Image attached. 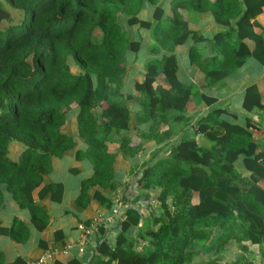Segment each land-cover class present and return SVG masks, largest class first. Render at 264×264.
I'll return each instance as SVG.
<instances>
[{
    "label": "trees",
    "instance_id": "16d2710c",
    "mask_svg": "<svg viewBox=\"0 0 264 264\" xmlns=\"http://www.w3.org/2000/svg\"><path fill=\"white\" fill-rule=\"evenodd\" d=\"M4 1L25 17L5 34L0 30V207L9 193L44 230L49 215L33 192L52 170L53 158L81 142L76 157L90 159L94 174L82 181L78 203L90 202L94 185L92 197L110 210L103 189L116 190L120 183L107 145L116 135L141 193L112 228L98 233L86 264H258L264 258V139L223 108L192 122L189 104L198 95L208 106L216 99L179 81L174 54L152 55L135 92L124 91L126 53L135 44L129 33L153 23L140 17L147 0H0V23L12 17ZM150 1L156 7L150 51H173L188 39L192 29L183 11L211 12L230 29L213 40L219 54L206 72L210 81L230 75L249 56L264 63L254 11L264 0H173L169 18L158 1ZM246 39L255 42L253 51ZM191 59L201 63L194 50ZM162 74L166 85L158 82ZM259 107L264 110V101ZM135 109L137 124L148 125L138 143L128 134ZM72 116L78 123L74 135L63 131ZM12 143L24 146L16 160L9 155ZM151 146L156 148L145 158ZM48 193L61 201L64 185H44L40 199ZM29 234L17 216L10 226L0 222V235L24 242ZM233 244L240 254L222 263L219 257Z\"/></svg>",
    "mask_w": 264,
    "mask_h": 264
},
{
    "label": "crops",
    "instance_id": "0c3cea01",
    "mask_svg": "<svg viewBox=\"0 0 264 264\" xmlns=\"http://www.w3.org/2000/svg\"><path fill=\"white\" fill-rule=\"evenodd\" d=\"M156 1H158L159 6L164 10L165 18L171 17V4L173 0ZM155 8L151 4V1L147 0L140 17L147 22L152 21L153 23L149 22L151 25L147 27L143 25L142 27L139 26L138 30L136 29L138 32L131 34L130 41L135 43L134 46H137V49L131 48L126 53L127 75L123 86L124 91L135 92L136 82L142 80L143 74L146 72L145 64L152 55L163 57L165 54H174L178 60L176 75L179 81L187 85L191 84L198 91V94L216 99L214 106H208L205 101H201L198 95L196 100L189 104L188 111L192 122L198 121L210 112L211 108H223L226 110L227 115H236L238 122L244 123L247 126L250 125L256 137L264 139V110L259 107L264 101V63L259 62L254 56H249L245 63L230 75L216 82L210 81L206 76V72L212 68L213 60L219 54L215 49L213 40L217 34L230 29L229 26L219 23L211 12L183 11L184 19L192 29L188 39L183 44L176 45L173 51H166L164 49L156 52L150 51V48L155 43ZM254 11L255 21L259 23L256 25V30L263 32L262 35L264 37V6H256ZM148 15L149 17H147ZM231 21L234 22V19ZM246 42L250 50L253 51L256 47L255 42L252 39H246ZM192 50L197 52V57L201 63L192 62ZM158 82L164 85L167 84L164 74L159 77ZM251 88L254 89L250 94L249 90L251 91ZM133 103L135 102L133 101ZM129 105L132 106V102ZM247 105H253V107L249 109ZM137 114L138 110L135 109L132 114L130 130L128 131V134L132 136L133 143L140 142V132L148 130V125L137 124ZM77 128V119L75 116H72L66 122L63 131L74 135ZM110 136L113 137V135ZM115 137L117 136L115 135ZM114 138H110L107 145L109 152L114 155L113 165L120 183L116 190L112 188L103 189L104 195L112 200L110 210L104 207L99 199L92 197L95 190H97V187H94V185L90 189L92 195L90 202L85 206L78 203L82 181L92 177L94 174V167L90 159L87 157L78 159L76 157V150L83 145L79 142L76 148L66 152L64 156L53 158L52 170L44 175L42 185L33 192L36 202L44 207L49 215L48 225L44 230L36 228L30 211L20 208L10 195L6 203L4 202L1 206L4 208L5 205L7 206L10 203L20 210L19 213H14L10 217L0 218L2 224L10 226L13 219L17 216L24 223H27L25 224L30 230V234L24 242H17L9 236L0 235V249L3 251L5 257L4 264H27L29 260H37L42 256H47L48 260L46 264H66L74 258L86 264L92 256V252L96 250L97 235L84 244V251L79 250L82 243H84L83 230L80 225L87 224L86 222L88 221L91 223L98 217L113 215V210L116 207L119 209V213L115 217H120L127 206L134 205L138 201V196L141 193V189L135 187V181L138 176L134 170L135 166H132L130 158L122 152L119 146L120 141ZM15 145H18L19 150L15 151L14 157L18 158L23 147L17 143L11 144L9 155L12 153V146ZM155 148L156 146L149 147L146 150L145 158H149ZM11 158L13 159V157ZM63 160L70 166L65 167L62 162ZM62 171L66 175L58 179L59 173ZM53 183H62L64 185L61 201H54L51 193L40 199L39 191L41 188L46 184ZM116 218L115 222L117 221ZM112 224H108L106 227L112 228ZM110 239L111 243L114 244L116 241V231H112V229L110 230ZM66 250L67 252H65ZM263 260V257H258V264H264Z\"/></svg>",
    "mask_w": 264,
    "mask_h": 264
},
{
    "label": "rangeland",
    "instance_id": "374dc122",
    "mask_svg": "<svg viewBox=\"0 0 264 264\" xmlns=\"http://www.w3.org/2000/svg\"><path fill=\"white\" fill-rule=\"evenodd\" d=\"M4 2H5V7L11 12L12 17H11V19L4 20L3 22L0 23V30L2 31V34H5V30L7 29V27H9L11 25L21 24L23 19H24V17H25V14H24V12L22 10L13 8L6 1H4ZM147 17H149V15ZM122 25H123V28L125 30L128 29V27H127L128 25H127V23L125 21H122ZM128 32H129V29H128ZM97 33H100V32H97ZM129 38L131 39V34L130 33H129ZM134 48H136V46H134ZM73 70L77 71L74 67H73ZM198 99H199V97H198ZM198 117H200V115H198ZM69 127H70V125H69ZM136 142H138V141H136ZM17 144L21 145L20 143H17ZM21 146H23V145H21ZM18 150H19L18 145L12 146V148H11L12 153H11L10 157H13L14 160L17 159L14 156H15V153H16L15 151H18ZM62 162H63L65 167L70 166L66 161L63 160ZM85 173H87V171H85ZM65 175H66L65 172H63V171L60 172L59 176H58V179L63 178ZM72 177L74 178L73 175H72ZM8 196H9V193H6V196L4 198V202L5 203H6V200H7ZM19 211L20 210L17 209L14 205L8 203V205L7 206L5 205L4 208H2V207L0 208V218L3 219V218H7L8 216L10 217L14 213H19ZM240 252L241 251L239 249H237L236 245L233 244V245H231L229 247L228 251L224 254V256L222 255L221 257H219V260L222 259V263L231 262L233 259H235L238 256V254H240Z\"/></svg>",
    "mask_w": 264,
    "mask_h": 264
},
{
    "label": "built area",
    "instance_id": "2783aa9c",
    "mask_svg": "<svg viewBox=\"0 0 264 264\" xmlns=\"http://www.w3.org/2000/svg\"><path fill=\"white\" fill-rule=\"evenodd\" d=\"M119 213V209L116 207L113 210V215L95 218L90 224H81L80 227L83 230V242L79 250H85V243L89 242L94 236L101 232L102 228L108 224L115 222V215ZM71 247V246H69ZM67 252V250L65 251ZM47 256H42L37 260H29L27 264H46Z\"/></svg>",
    "mask_w": 264,
    "mask_h": 264
}]
</instances>
